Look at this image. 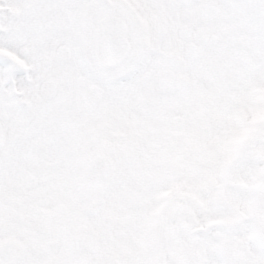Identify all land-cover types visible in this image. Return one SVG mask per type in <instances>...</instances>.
<instances>
[{
	"label": "flooded vegetation",
	"instance_id": "flooded-vegetation-1",
	"mask_svg": "<svg viewBox=\"0 0 264 264\" xmlns=\"http://www.w3.org/2000/svg\"><path fill=\"white\" fill-rule=\"evenodd\" d=\"M57 2L0 0L15 18L0 32L19 34L0 42V264H207L196 233L210 230L229 264H264L263 67L248 55L263 50L264 0H153L137 13L159 51L147 73L25 87L12 70L52 63L70 14ZM161 176L171 190L151 204Z\"/></svg>",
	"mask_w": 264,
	"mask_h": 264
},
{
	"label": "snow or ice",
	"instance_id": "snow-or-ice-1",
	"mask_svg": "<svg viewBox=\"0 0 264 264\" xmlns=\"http://www.w3.org/2000/svg\"><path fill=\"white\" fill-rule=\"evenodd\" d=\"M7 3L16 7L19 0H7ZM56 7L70 14L65 16L55 37L54 59L51 64L44 65L43 71L13 68L11 75L19 84L39 89L43 81L55 80L64 88L98 76L118 75L129 67H135L134 74L139 76L153 68L159 56L155 34L146 36L137 15L141 9L148 11L159 7L153 0H58ZM12 19L15 18L10 13L0 14V22ZM18 35L15 31L0 32V42H14ZM7 68L8 63L0 61V78H7ZM170 190L167 178L158 177L148 190L151 204L158 203L159 197ZM196 235L209 245L207 264H229L220 251L211 248L218 239L216 230ZM259 254L264 256V249ZM168 264L179 262L170 260ZM247 264L256 262L248 257Z\"/></svg>",
	"mask_w": 264,
	"mask_h": 264
},
{
	"label": "water",
	"instance_id": "water-1",
	"mask_svg": "<svg viewBox=\"0 0 264 264\" xmlns=\"http://www.w3.org/2000/svg\"><path fill=\"white\" fill-rule=\"evenodd\" d=\"M252 203V229L257 234L258 240L264 245V163L261 167V173L256 185V195Z\"/></svg>",
	"mask_w": 264,
	"mask_h": 264
},
{
	"label": "rangeland",
	"instance_id": "rangeland-1",
	"mask_svg": "<svg viewBox=\"0 0 264 264\" xmlns=\"http://www.w3.org/2000/svg\"><path fill=\"white\" fill-rule=\"evenodd\" d=\"M248 55L253 57V59H254L253 67H255V69H256V66H258V68L261 67V66L263 67V75H262V77L260 79L262 84H263V100H262V102L260 104L262 105V113H263V118H264V44H263V50L262 51H260V49H258L256 53L248 54ZM256 64H258V65H256ZM254 78H255V76H254ZM255 81H254V84H256ZM248 89H251L253 91V95H251L250 91L247 90V92H248L247 93L248 108H253L255 110L256 109V105H257V103L259 101V100L256 99V96H255V86H251ZM263 138H264V135H263ZM233 141H234V138H233ZM263 153H264V143H263Z\"/></svg>",
	"mask_w": 264,
	"mask_h": 264
}]
</instances>
